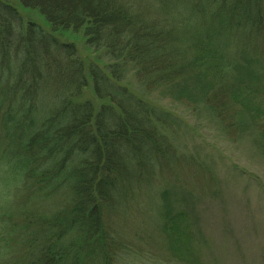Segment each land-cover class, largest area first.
Segmentation results:
<instances>
[{
    "label": "trees",
    "instance_id": "obj_1",
    "mask_svg": "<svg viewBox=\"0 0 264 264\" xmlns=\"http://www.w3.org/2000/svg\"><path fill=\"white\" fill-rule=\"evenodd\" d=\"M69 31H82L93 58L58 36ZM257 40L264 0H0V158L20 181L16 217L0 216V264H129L116 217L145 203L141 240L158 234L180 263L203 264L193 200L172 183L176 121L133 82L235 96L243 86L221 77L237 69L234 45Z\"/></svg>",
    "mask_w": 264,
    "mask_h": 264
},
{
    "label": "rangeland",
    "instance_id": "obj_2",
    "mask_svg": "<svg viewBox=\"0 0 264 264\" xmlns=\"http://www.w3.org/2000/svg\"><path fill=\"white\" fill-rule=\"evenodd\" d=\"M20 11L26 21L50 29L39 10L21 7ZM58 36L76 44L83 58L94 57L82 31ZM254 45L236 43L237 69L234 73L224 71L221 77L227 79L229 90L233 80H237L236 87L243 86L234 89L238 100L230 92L216 99L208 97L215 94L211 90L200 98L199 86L191 85L187 91L184 83V92L175 89L171 95L163 86L151 89L133 82L137 93L176 121L169 136L181 162L177 180H169L184 197L193 200L189 204L191 237L203 264H264V41L259 44L257 40ZM252 102L259 106L255 109L258 114L249 110L255 108ZM8 165L0 158V216L6 213L10 217L16 215L20 181L8 172ZM146 207H131L116 217L117 226L125 231L121 238L127 241L128 258L133 261L129 264H156L157 260L158 264H183L158 234L161 240L155 245L141 240L139 234L148 239ZM3 223L0 219V225Z\"/></svg>",
    "mask_w": 264,
    "mask_h": 264
}]
</instances>
